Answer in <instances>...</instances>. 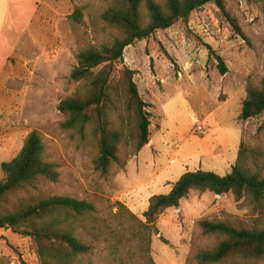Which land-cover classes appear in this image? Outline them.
<instances>
[{
  "label": "rangeland",
  "instance_id": "rangeland-1",
  "mask_svg": "<svg viewBox=\"0 0 264 264\" xmlns=\"http://www.w3.org/2000/svg\"><path fill=\"white\" fill-rule=\"evenodd\" d=\"M226 3L236 22L209 4L188 23L126 48L119 67L136 72L139 92L152 106L150 143L123 169L115 167L103 176L95 170L92 146L63 129L58 106L82 86L70 79L77 55L118 35L102 19L112 0H30L29 5L17 0L12 13L22 41L0 77V180L1 164L19 154L31 132H39L60 180L19 192L10 203L71 196L93 204L95 212L80 230L92 251L81 264H198L196 253L217 244L202 233L201 221L264 225V214L250 200L210 192H192L178 208L165 211L156 223L157 235L142 225L151 197L170 193L185 173L229 174L241 143L250 151L247 165L264 176V116L240 119L248 89L260 88L264 81V0ZM32 11L35 21L27 27ZM126 210L134 215V225ZM0 264L41 262L30 239L0 230Z\"/></svg>",
  "mask_w": 264,
  "mask_h": 264
},
{
  "label": "trees",
  "instance_id": "trees-1",
  "mask_svg": "<svg viewBox=\"0 0 264 264\" xmlns=\"http://www.w3.org/2000/svg\"><path fill=\"white\" fill-rule=\"evenodd\" d=\"M212 4L231 22L226 0H112L102 19L118 32L108 43L77 55L70 79L82 86L61 101L58 110L64 116L63 129L74 131L83 144L95 150V170L103 176L118 167L150 143L151 104L145 102L135 82L136 72L119 65L124 51L137 41L150 38L179 22L188 23L191 15ZM75 17L82 19V9ZM222 74L227 69L220 57ZM264 116V81L260 88H249L240 119L248 121ZM261 131L264 132V123ZM250 151L241 143L239 157L226 176L212 172H187L173 185L170 193L151 197L142 223L148 234H159L156 223L171 208H178L192 192L231 194L236 200L248 199L264 214V176L252 171ZM0 230L30 239L41 264H81L92 247L80 237L86 220L95 212L88 201L71 196L41 198L35 203L14 206L10 198L19 192L38 191L41 182L57 183L59 167L47 159L41 134L31 132L19 154L1 164ZM125 209V208H124ZM130 225L135 217L126 210ZM202 233L217 240L213 248L199 250L198 264H258L264 261V225L244 226L219 219L199 223ZM145 234V233H141Z\"/></svg>",
  "mask_w": 264,
  "mask_h": 264
},
{
  "label": "crops",
  "instance_id": "crops-1",
  "mask_svg": "<svg viewBox=\"0 0 264 264\" xmlns=\"http://www.w3.org/2000/svg\"><path fill=\"white\" fill-rule=\"evenodd\" d=\"M29 1L27 0L28 5ZM16 3L17 0H0V77L5 72L17 45L22 41V33L16 37V19L12 13ZM35 14L33 11L28 13L27 27L35 21Z\"/></svg>",
  "mask_w": 264,
  "mask_h": 264
},
{
  "label": "built area",
  "instance_id": "built-area-1",
  "mask_svg": "<svg viewBox=\"0 0 264 264\" xmlns=\"http://www.w3.org/2000/svg\"><path fill=\"white\" fill-rule=\"evenodd\" d=\"M202 128L200 127V130H201Z\"/></svg>",
  "mask_w": 264,
  "mask_h": 264
}]
</instances>
